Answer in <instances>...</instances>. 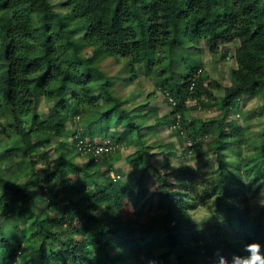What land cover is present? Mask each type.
Segmentation results:
<instances>
[{
	"label": "trees",
	"instance_id": "1",
	"mask_svg": "<svg viewBox=\"0 0 264 264\" xmlns=\"http://www.w3.org/2000/svg\"><path fill=\"white\" fill-rule=\"evenodd\" d=\"M201 42L212 53L237 43L232 84L220 97L202 62L185 73L174 64ZM111 64L121 67L112 73ZM143 66L156 68L170 113L155 118L147 101L133 104L121 90ZM255 97L259 128L250 132L255 114L245 105ZM41 98L45 114L36 111ZM206 108L218 113L190 115ZM0 125L15 141L7 154L29 163L0 175V264H214L218 249L231 260L253 241L264 251V207L253 214L235 197L224 157L251 142V173L264 181V0H0ZM164 125L176 140L158 136ZM87 136L109 138L114 149L79 162L77 142ZM206 147L217 174L215 212L228 214L207 225L192 219L190 168L172 164L178 148ZM155 151L166 154L160 164ZM151 168L159 206L143 216L132 203ZM14 217L12 232L6 221Z\"/></svg>",
	"mask_w": 264,
	"mask_h": 264
},
{
	"label": "rangeland",
	"instance_id": "2",
	"mask_svg": "<svg viewBox=\"0 0 264 264\" xmlns=\"http://www.w3.org/2000/svg\"><path fill=\"white\" fill-rule=\"evenodd\" d=\"M57 6L61 0H53ZM200 46L204 50L201 51ZM237 46V43H231L225 49H221L216 53H212L207 48L205 42H201L200 45L194 44V47L186 48L183 50V54L187 57L184 59L182 56L175 58V66L179 69L180 72L185 73L187 68L191 66V64H196L202 62V66L204 68V73L208 74V81L217 80L220 84L219 87L214 88V92L216 96H222L224 94V88L230 84H232L231 79V69L235 66L234 59V50ZM121 67V64H111L107 65V70L112 73H115L117 69ZM156 69V68H155ZM146 72L145 67H141L139 71V76L132 82L127 83L122 87V91L126 96L131 97L133 104H138L140 101L148 103V108L152 109L151 116H163L164 114H168L171 112L172 107L165 100L161 90L157 88L156 85V70ZM126 75L124 71L117 73L118 80ZM149 92L152 93L148 96ZM155 93V94H154ZM154 94V95H153ZM258 98L255 97L247 102L245 105L246 110H251L254 113L257 110ZM193 103V102H190ZM255 109V110H254ZM36 111L40 114H45L48 111V103L43 98L39 101ZM71 113H74V109H71ZM218 113L215 109H199L191 111V116H209ZM255 116L250 119V132L256 131L259 128V118L260 114L254 113ZM155 117V118H156ZM237 113H232L231 118H237ZM33 119V117L31 118ZM8 118H4V123L8 122ZM152 120V119H151ZM80 125V121H76V123H69L68 131H67V148H71V144L74 140L73 133ZM173 128H169V126L164 125L157 129V134L159 137L164 138L166 141L176 140L177 136L173 134ZM87 141L92 143H104L109 144V138L101 139L96 138L95 140H91L90 137L85 138ZM56 141V140H55ZM174 142V141H173ZM15 145V141L13 138L8 137L6 132L2 130V126L0 125V175L5 173L9 176L17 175L20 171H26L28 168V160L22 159L19 157V153L14 155H8L7 152L10 150V147ZM132 148V147H131ZM131 148H125L124 154H127ZM177 156L172 159V164L176 168H182L188 166L190 170L188 172L194 177V182L196 183V189L194 191V195L192 197V201L196 208L193 209L194 218H204L207 216L208 211L211 208H215V197L218 193V190L215 188V183L217 179V174L215 172V168L213 167L212 159L210 158V154L208 152L207 147L202 151H194L187 152L182 148H178ZM52 157L56 156V150L53 147L50 148ZM129 150V151H128ZM257 148L251 142H247L243 146L230 147L224 151L225 161L228 167V178L231 182L232 186L235 187L236 195L235 197L239 200H248L251 213L255 214L260 211L262 208L257 203L260 198L261 191L264 190V186L260 183V180H255L253 174L251 173V168L254 166L255 160L257 159ZM77 152V151H76ZM79 152V151H78ZM77 152V153H78ZM81 152V151H80ZM156 153L152 157V161L160 164L161 161L166 154L162 151H155ZM89 156L87 153L81 152V154L77 155V160L79 162H84L88 160ZM41 160V159H39ZM195 164V167L192 166ZM43 167L42 161H38V168ZM163 172H166L168 169L166 167H162ZM128 172H125L123 175L122 172H119L121 178H126L128 176ZM147 182L145 184L144 194L140 197H137L135 201L132 203L133 210L136 213L146 216L152 214L156 207L159 206V187L157 181V173L151 168V174L146 178ZM247 181V182H246ZM206 192L211 193V196L207 197ZM204 196V197H203ZM204 198V199H203ZM214 200V201H213ZM213 201V204L210 205ZM44 203H41L43 205ZM228 215V214H227ZM227 215H219L216 212L213 214L211 219L204 222L207 225L208 222L219 218L225 217ZM16 218H12L6 221L7 227L9 231L15 230Z\"/></svg>",
	"mask_w": 264,
	"mask_h": 264
},
{
	"label": "clouds",
	"instance_id": "3",
	"mask_svg": "<svg viewBox=\"0 0 264 264\" xmlns=\"http://www.w3.org/2000/svg\"><path fill=\"white\" fill-rule=\"evenodd\" d=\"M195 167V164H192ZM247 182V181H246ZM260 183H264V181H260ZM214 201V200H213ZM213 201L210 205L213 204ZM257 203L259 206L264 207V190L261 191L260 198ZM215 213V208H211L208 211V214L204 218H193V221L197 224H202L205 221L211 219L213 214ZM244 255L233 254L231 260L228 257L221 255V250H217L216 252V260L214 264H264V251H261V246L258 242H250L246 243L243 247Z\"/></svg>",
	"mask_w": 264,
	"mask_h": 264
},
{
	"label": "built area",
	"instance_id": "4",
	"mask_svg": "<svg viewBox=\"0 0 264 264\" xmlns=\"http://www.w3.org/2000/svg\"><path fill=\"white\" fill-rule=\"evenodd\" d=\"M191 144V143H190ZM77 147L80 151L84 153H89L93 155L101 154L103 152H110L114 149L113 145L111 144H104V143H92L89 141H85L84 139H80L77 142Z\"/></svg>",
	"mask_w": 264,
	"mask_h": 264
}]
</instances>
